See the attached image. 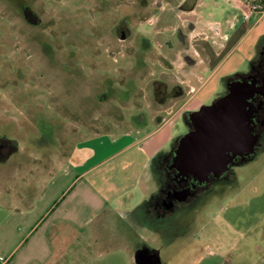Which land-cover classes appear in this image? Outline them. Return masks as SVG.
<instances>
[{"label":"rangeland","instance_id":"1","mask_svg":"<svg viewBox=\"0 0 264 264\" xmlns=\"http://www.w3.org/2000/svg\"><path fill=\"white\" fill-rule=\"evenodd\" d=\"M150 2L0 0V223L14 207L33 202L49 175L68 168L81 140L125 129L126 115L139 114L136 87L155 68L147 51L154 42L151 25L143 20ZM120 27L128 33L125 42ZM249 67L247 60L238 71L247 74ZM246 80L240 74L221 80L217 101ZM144 82H150L147 92L154 84ZM150 93L146 99L154 104ZM250 128L255 138L245 151L229 150L219 180L212 174L200 180L190 170L192 202L173 198L167 210L156 205L150 229L137 233L134 243L157 250L162 264H264V127ZM187 132L179 120L175 135ZM178 143L166 146L156 178L157 186L175 191L187 183L168 177L169 168L180 167L171 154ZM18 228L23 231L21 223ZM130 242L102 236L87 253L71 251L60 264H134Z\"/></svg>","mask_w":264,"mask_h":264},{"label":"crops","instance_id":"2","mask_svg":"<svg viewBox=\"0 0 264 264\" xmlns=\"http://www.w3.org/2000/svg\"><path fill=\"white\" fill-rule=\"evenodd\" d=\"M150 1L143 20L151 25L147 51L155 68L136 87L139 114L126 115L125 129L81 140L68 168L49 175L33 202L13 208L0 223V264H60L71 251L84 255L102 236L130 240L135 257L143 247L134 238L150 229L151 209L169 208L170 189L156 178L166 146L182 137L175 135L178 121L190 132L186 114L214 107L221 80L244 74L238 70L247 60L251 72L257 56L264 66V10L250 11L251 0ZM147 78L154 85L146 92Z\"/></svg>","mask_w":264,"mask_h":264},{"label":"water","instance_id":"3","mask_svg":"<svg viewBox=\"0 0 264 264\" xmlns=\"http://www.w3.org/2000/svg\"><path fill=\"white\" fill-rule=\"evenodd\" d=\"M244 96L225 95L216 105L204 106L193 112L192 118L196 123V130L187 133L180 141L179 150H187L189 157L188 167H200V173L213 169L220 171L225 167L226 155L229 150L244 151L255 138H250V129L246 124L244 112ZM250 139V140H248ZM182 195L183 192L180 191ZM178 199H182V196ZM139 257L151 264H160L158 255L148 257L146 251L137 249L135 259Z\"/></svg>","mask_w":264,"mask_h":264},{"label":"flooded vegetation","instance_id":"4","mask_svg":"<svg viewBox=\"0 0 264 264\" xmlns=\"http://www.w3.org/2000/svg\"><path fill=\"white\" fill-rule=\"evenodd\" d=\"M117 34H121L120 38L122 37H127L128 33H124L123 28H117ZM262 69V62H259L258 64L253 65V69L251 70V72L247 73V74H240L242 76H244V78H247L246 81L244 82H236L233 88V93L237 96V97H243V100L245 101V106H244V112H245V117H246V121L249 119L251 120V123H247L249 129H250V138L252 139L254 136V131L251 130L250 127L254 126L255 128L258 127V124L264 127V83L260 82V74H262V76H264L263 71H261ZM195 122V121H194ZM191 124V125H190ZM195 124V123H194ZM189 125L192 126V123L189 121ZM196 130V126L194 125V127L191 129L190 128V132L191 133L193 131ZM254 133V134H253ZM185 136V135H184ZM182 136L179 140L178 143V147L177 150H173V152L171 151V154L173 153V157L175 155V159L176 161L179 163L180 167L179 168H169L171 170L168 169V173L170 174L168 177H170L171 179L176 178H182L181 180L179 179L178 181H183L184 179L187 180V183L185 185H182L178 188L179 191H175L174 189H170L169 193H168V197L166 198V201L168 203V205L170 206L171 204H173V198L175 200H181L184 203L185 202H192L191 199H189L190 196H192L193 194H196V184L193 183V181L190 180V178H188V173L190 170H192L190 167H188V161L190 160L187 154V150H182V152L179 150V144L181 139L184 137ZM250 140V139H248ZM0 145H2V143H0ZM245 151V150H244ZM228 154L229 151H227L225 153L226 155V163H225V167H223V169H220V171H215L213 169L207 171L204 173V175H202L199 170V166L198 168H193L194 172L193 174H196L197 177L200 180H207L210 178V174L216 176L217 180L220 179V176L222 174H224V171L227 167V163H228ZM0 156H2V154H0ZM170 167V166H169ZM176 171V172H175ZM184 174V176L182 175ZM175 178V180H176ZM170 185V184H169ZM173 185V184H172ZM180 191L183 192V194H180ZM182 196V199H178ZM170 203V204H169ZM174 205V204H173ZM173 205L171 208H173ZM142 250L146 251V255L148 257H152L157 255L155 251H152L151 249L147 248V247H143L141 248ZM140 260L138 261V264H151L150 262H147L145 260L142 261V257H139ZM162 264V263H160Z\"/></svg>","mask_w":264,"mask_h":264},{"label":"built area","instance_id":"5","mask_svg":"<svg viewBox=\"0 0 264 264\" xmlns=\"http://www.w3.org/2000/svg\"><path fill=\"white\" fill-rule=\"evenodd\" d=\"M264 3L263 0H251L250 11H263Z\"/></svg>","mask_w":264,"mask_h":264},{"label":"trees","instance_id":"6","mask_svg":"<svg viewBox=\"0 0 264 264\" xmlns=\"http://www.w3.org/2000/svg\"><path fill=\"white\" fill-rule=\"evenodd\" d=\"M263 3H264V0H263ZM229 77H227V79H228ZM192 115H193V113H190V114H186V119L188 120V121H192Z\"/></svg>","mask_w":264,"mask_h":264}]
</instances>
